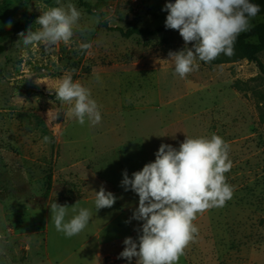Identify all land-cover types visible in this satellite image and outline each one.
Listing matches in <instances>:
<instances>
[{"label":"rangeland","instance_id":"374dc122","mask_svg":"<svg viewBox=\"0 0 264 264\" xmlns=\"http://www.w3.org/2000/svg\"><path fill=\"white\" fill-rule=\"evenodd\" d=\"M69 2L81 11V25L95 14L101 22L46 52L42 44L17 46L18 33L38 29V7L58 6L57 0H6L4 15L16 30L0 45V264H129L118 258L123 241L138 240L143 221L131 219L139 202L131 190L121 195L131 210L121 211L115 193L123 189L124 171L131 178L154 162L161 144L179 148L186 136L212 134L230 145L225 176L233 196L197 215L198 235L178 264H264V72L248 60H198L199 69L181 79L168 55L185 47L177 30L152 37L118 30L164 26L162 9L171 0H83L90 8L60 0ZM261 23L264 15L251 28ZM85 42L92 47L77 51ZM259 59L264 66V52ZM66 75L90 88L102 116L98 125H80L70 106L56 100L54 88ZM49 173L53 183L44 198ZM101 186L117 199L96 212ZM53 202L90 209L88 226L71 238L57 232ZM72 215L69 209L67 218Z\"/></svg>","mask_w":264,"mask_h":264},{"label":"clouds","instance_id":"9594fccd","mask_svg":"<svg viewBox=\"0 0 264 264\" xmlns=\"http://www.w3.org/2000/svg\"><path fill=\"white\" fill-rule=\"evenodd\" d=\"M55 7L40 8L41 15L35 24L40 27L18 33L17 46L42 44L46 52L54 50L59 43L69 44L76 32L81 35L95 30L101 22L99 14L81 25V11L73 3ZM260 6L251 0H175L165 4L162 11L168 13L165 20L167 29L177 30L185 42L180 51H170L169 60L174 61V74L181 79L199 69L197 61L210 63L221 54L233 56L238 37L251 30V21L260 12ZM105 20L108 17H104ZM7 26L10 28L12 22ZM192 44V47L187 45ZM92 47L90 42L80 43L77 51L86 52ZM74 71V70H73ZM97 81L99 76L96 75ZM36 83L39 84L38 79ZM53 89L49 88L51 92ZM55 98L60 106L69 105L70 115L80 125L87 121L91 126L101 120L99 105L92 98L91 90L71 75L64 76L54 88ZM56 117L60 114L55 111ZM43 143H50L45 136ZM230 145L219 135L186 139L175 148L161 144L155 153V161L144 165L142 170L123 173L121 186L139 197L138 207L131 219L143 221L138 240L126 237L125 245L118 258L131 264H178L185 249L198 235L194 224L198 214L213 207H223L233 196V188L227 183L225 173L232 168L229 158ZM96 212L111 208L117 197L101 186L95 192ZM51 221L57 232L67 238L80 234L89 224L92 211L88 208L50 205ZM69 209L73 215L70 218ZM67 218V219H66ZM130 221H126L128 223Z\"/></svg>","mask_w":264,"mask_h":264},{"label":"trees","instance_id":"16d2710c","mask_svg":"<svg viewBox=\"0 0 264 264\" xmlns=\"http://www.w3.org/2000/svg\"><path fill=\"white\" fill-rule=\"evenodd\" d=\"M6 5L0 6V13L4 15L6 12L7 5L6 0L3 1ZM84 6H88L86 3H83V0H80ZM172 3L175 0H171ZM251 2L256 3L260 6V12L257 16L264 15V0H251ZM90 8V6H88ZM12 22V26L9 28L7 26L8 22ZM16 30V24L10 18H6L4 15L2 21H0V45H5L7 41L13 36L14 31ZM122 35L125 37H131L133 35H142L145 37H152L157 36L161 33H168L173 31L172 29H167L164 26L159 27L155 30H141L137 28L130 29L128 31H124L123 29H118ZM256 39V43H252L251 40ZM264 52V23L258 24L251 28L250 31H247L241 34L236 43H235V54L231 57L221 54L217 59L213 60L212 63L214 65H223V64H231V63H238L243 60H248L257 64L261 72H264V66L259 59V55ZM53 183L52 174H48L47 179V191L45 193V197H48V192L51 189ZM72 200H69V202Z\"/></svg>","mask_w":264,"mask_h":264},{"label":"crops","instance_id":"0c3cea01","mask_svg":"<svg viewBox=\"0 0 264 264\" xmlns=\"http://www.w3.org/2000/svg\"><path fill=\"white\" fill-rule=\"evenodd\" d=\"M116 191H117V192L115 193V195H116V196H119V201H120L121 211H122V213L125 212V213L127 214V212L131 210V208H130L128 205H131L132 203L128 201L129 203H128L126 206H125V204L122 203V201H123L122 199H123V198H122L121 195H122L123 192H125L124 188L121 189V190H116ZM126 193H127V191H126ZM135 226H136V225H135V223H134V224L132 225V231H133V233H135V230H136V229H135ZM132 231H131V232H132ZM113 250H114V252H118V250H115L114 248H113ZM120 250H121V249H119V251H120Z\"/></svg>","mask_w":264,"mask_h":264}]
</instances>
